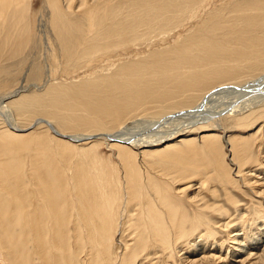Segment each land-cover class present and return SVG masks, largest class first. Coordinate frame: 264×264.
I'll list each match as a JSON object with an SVG mask.
<instances>
[{"label":"bare ground","instance_id":"6f19581e","mask_svg":"<svg viewBox=\"0 0 264 264\" xmlns=\"http://www.w3.org/2000/svg\"><path fill=\"white\" fill-rule=\"evenodd\" d=\"M205 1L43 0L42 23H48L63 65L120 58L119 51L130 47L147 51L133 57L126 54L125 60L109 65L112 69L85 79L53 80L47 70L41 84L34 85L37 92L23 94L25 82L35 80L39 72L31 61L34 69L18 88L0 95L2 112L8 106L17 119L28 122L18 126L0 112L10 120V126L0 130V264H157L176 252L180 255L179 250L181 264H224L226 255L210 254L224 244L212 237L217 225L212 228L209 215L202 214L205 203L197 200L194 215H188V202L179 194L192 200L187 192L191 179L186 178L208 173L211 166V178L222 185L229 205L236 206L237 201L228 188L237 187L238 177L245 185L242 177L252 171L258 188L251 191L264 200V145L260 157L252 156L250 139L232 135L222 139L215 120L196 128L201 147L190 136L195 128L175 132L181 135L175 143L169 140L176 135L145 139L147 135L130 131L133 126L127 125L143 114L153 120H141L137 127L142 129L176 114L186 119V126L193 125L202 117L207 121L216 105L237 111L247 92L249 97L252 91H263L252 99L264 97V84L250 82L229 98L209 95L216 86L264 74V0H239L212 10L169 45L168 35L176 33L187 13ZM31 2L0 0V73L8 71L9 60L15 69L25 60ZM234 116L253 124L264 119V103ZM34 126L45 130L36 132ZM261 129L263 125L255 133ZM261 139L263 144L264 134ZM105 145L115 151L117 165L103 159ZM225 160L235 165L233 172ZM143 175L144 185L139 179ZM167 180L174 184L186 180L187 185L174 187ZM220 211L222 221L230 217L226 210ZM237 215L232 217L234 224L232 219L220 223L233 240L232 253L245 254L231 264H262L264 252L255 255L252 250L261 245L264 251V217L250 222L245 231L249 237L244 234L239 240L235 220L241 223L243 218Z\"/></svg>","mask_w":264,"mask_h":264},{"label":"rangeland","instance_id":"374dc122","mask_svg":"<svg viewBox=\"0 0 264 264\" xmlns=\"http://www.w3.org/2000/svg\"><path fill=\"white\" fill-rule=\"evenodd\" d=\"M234 1H239V0H206L204 2L205 4H203L200 7L198 6L199 8L197 7L194 10L193 13L192 12H190V13L188 12L187 16H186L188 18L186 20L187 22L184 21L183 26H180L179 29L177 31H175L176 33H172V34L168 35V40L167 41L170 40V43L168 42L169 45L172 44V42H175L177 40L178 36L180 34H183L186 31V29L187 30L188 29L191 30L193 27H196L197 25H199L202 22V19L204 18L205 14H207L208 12H211L212 10H215V9H222L224 6H227L228 4H230V3L234 2ZM32 2H31L32 3V7L30 9V11L34 10V11H31L32 12V16L34 14L35 15L38 14V15H36V16L34 15L32 17V16H30L31 14H30V11H29V20H30L32 25L30 24V30H29L30 40H29V44H28V52H27V48H26L25 55L22 56V57H24L25 60L20 65H18L17 69H15L16 68V66H15L16 64L12 63V60H9L11 62L9 64V63H7L6 59L5 60L2 59L3 60L2 61L3 64L4 63L9 64L8 68L10 67L9 68L10 70L8 69V71L6 73H4V74L0 73V95L5 94V93L7 94V93H9L12 90H16L18 88L19 84L22 83L21 79H25L24 75L27 74L29 71L33 70L35 67H36L35 70L37 69L36 72H38V71L39 72H38V74H36L35 80L30 79V80H27L25 82L26 90L24 92H22L23 94L37 92L36 87L34 85H35V83L38 84V85L41 84L42 79L44 77L43 75L45 74L44 72L47 71V70H48V73H49V77L50 76L53 77V78L50 77V79H53V80L54 79H58L59 81H62V82H69L72 79L73 80H78V79H81V78L85 79V78L94 77V75L95 76L99 75V72H100V74L104 73V71L107 70V69H109V70L112 69L111 67H114V65H116V63L113 64L114 61L117 62V61L125 60L128 54L131 55V56L132 55L135 56L139 52L147 51V49L143 48V47H141V48L130 47L129 49H125L126 52H124V53L119 51V53L122 54V56L120 58L119 57H115V59H112V57H102L101 59H103V60L101 62H99V63H97L98 61L96 63H94V62H86L87 64L84 62L82 65L76 66V67L75 66L68 67L66 65H63V63H61L62 62L61 61V54H59L60 52H57L59 50L55 46L56 44H53L54 43L53 42L54 38H52L53 36H51V34L49 32L50 27H48L49 26L48 23H47L46 26H45V22H44V24L42 23L45 20V18H46L45 9L43 7H42L43 9L40 7V6H43V0L42 1L39 0L38 2H36L35 0H32ZM37 16H40V17L38 18ZM43 16H44V18H43ZM35 18H36V21H35ZM189 18H190V21H189ZM188 22H190V23H188ZM33 24H34V26H33ZM185 24L186 25L188 24V25L186 26ZM192 24L193 25L195 24V26H193ZM38 25H40V26H38ZM32 27L33 28L36 27L34 29L35 31L32 30L33 29ZM31 34H32V36H30ZM51 38H52L53 41L51 40ZM174 38H176V39H174ZM34 40L36 41V43H35ZM32 42H33V44H32ZM34 44L36 45V47H35ZM159 46H162V45H159ZM122 50H124V49H122ZM122 57H124V58H122ZM58 59H59V61H58ZM94 59H96V58H94ZM104 59H106V60H104ZM25 61H27V62H25ZM31 61L33 63V67L34 68H31V66H32ZM34 63L36 64V66H35ZM7 64H5V65L7 66ZM12 64H13V66L11 67ZM109 65H111V67H109ZM19 66L20 67L23 66V67L19 68ZM65 67H68V68H65ZM93 69H94V71H93ZM96 69H97V71H96ZM259 75L260 74H258L257 76L249 77V78L245 77V78H247L246 80H242V81H239V82H236V83H233V84L232 83H225L224 85H226V86H224V85L223 86L222 85L219 86L218 85L219 87L216 86L209 93V95L212 96V97H215L216 99L221 97V96H223V95H224L223 98H226V97L229 98V97H231L233 95V92H235L238 89L244 87L246 84L248 85V84L251 83V85H254V83L255 84L257 83L256 86L262 85V84H264V82H261V81H264V74H261L260 76ZM252 88H253V86H252ZM252 92H251V96L248 97L247 94L250 95V93L247 92V94H245L247 97L244 96L245 98L243 97L242 99H240V101L238 103V107L236 108L237 111L232 112V111H227V110L220 109V108L218 109L217 106H219V105H216L215 107H217V108L214 107V108L211 109V110H215V111H213L214 113L206 115L205 119H207V121H205V122L202 121V118H203L202 117L200 121H197L193 125H191L192 124L191 123L190 125H187L188 126L187 127L185 125L186 124V121H185L186 119H184V118L182 119L181 117H179L181 115L176 114V115H168L167 117L163 118V120H160L159 123L155 124V125H157L159 127H157V126L155 127V125H152V123H151L150 125H152V126H150L149 129L148 128L142 129L143 127H137L138 125H141V120H142V122H146V121H150V120L152 121L153 120L151 117L143 114V115L139 116L138 119L132 120V122H131L132 124L129 122L130 124L128 123L127 125L128 126H133V128H128V129H130V131H136L137 133H141V134L147 135L145 137V139H157V138L159 139V137L161 138L162 135H164V137L166 135H169V134H171V135L173 134V136H175L177 134V133L175 134V132H177V131L181 132V131H183V129L184 130L186 129L185 131H187L190 128L191 129L195 128V131H193L194 129L189 131V132H195V133H192L190 136L194 137L196 139V142H197L196 145L198 147H201L202 146V144H201L202 141H200V139L197 138V134H199L200 130H196V128L199 129V126L201 124H206V123H209L212 120H215L213 122V124L216 125V130H218L217 133L219 134V136L222 137V139L228 138L229 135L237 136V137H246L248 140L250 139L249 140L250 144H252L251 155L260 157L261 156L260 152H262V147L264 145V143L262 144L263 139H261V136L264 134V129L263 130L261 129L259 132H256V133H255V131L257 130V128H259L260 125L264 126V119H261V120H259V121H257V122L252 124L249 121H245V122L238 121V120H236L237 117L234 116L238 112L242 113L245 110L249 109L250 107H253V106L258 105V104L260 105V104L264 103V97L263 96L262 97H256V99H252L253 95H255L256 93L260 94V92L262 93L263 91H252ZM0 104H1V102H0ZM233 104H235V103H233ZM1 105H3V104H1ZM6 107H7L6 110H5L6 112L5 111L2 112L0 110V112L4 115V117H5V115L6 116L8 115L7 117H9L10 119L16 121V124L18 126H26L28 124L27 119H21V120L17 119L13 108L11 109L10 107L8 108V106H6ZM217 109L220 111V113H219V111ZM1 113H0V115H1ZM208 116H211L212 118L208 119L207 118ZM4 117L1 115V119L2 118L3 119L2 120L0 119V130L5 129L6 125H8V124H9L8 127L10 126V123L8 122L9 118H8V120H6L7 118L5 117L6 118L5 119ZM174 117H177V118H174ZM233 117H234V119H233ZM183 121H185V123ZM162 122L164 124H162ZM181 122L184 125H180ZM42 123H44V122H42ZM148 123L149 122L142 123V124L146 125ZM176 125H180V126H176ZM41 127L42 126H34L31 129L36 130V132H39L41 130H45L44 128H41ZM138 128H140V130ZM31 129H28V130H31ZM49 130L51 132V129H49ZM164 137H162V138H164ZM180 137H181V135L178 134L174 138L175 140L171 139L169 141L175 142ZM63 139H66V138H63ZM67 140H69V139H67ZM73 142H75V141H73ZM155 142H157V141H155ZM175 143H179V142L177 141ZM75 144H76V142H75ZM223 149L226 150L225 147ZM101 154H102L103 157H105V158H103V157L102 158L105 159V161L109 165H111V166L117 165V159L115 157V151L113 149H110L106 145L105 146H101ZM225 162L229 163L228 168H229L230 171L232 169H235V165L230 163L229 160H225ZM208 170H209L208 173H205V174L201 173L198 176H196V174H194L192 176L189 175L190 177L188 176L186 178V180L187 179H189V180L191 179L189 181V184L192 185V187H191V190L187 191V192H188V194L190 196H194L192 200L191 199L190 200H186L187 199V197H186L187 195L186 194H179V196H180V198H182V199H184L186 201L185 204L188 202L186 204V207H187L186 211L190 210V212L187 211L188 215L189 214L190 215H194L193 213L195 212V209H196V201L197 200H199L200 203H205L204 207L203 206L201 207L202 214H204L207 217L209 215L210 218L208 217V219L211 222L210 225L211 226L213 225L212 228H216L215 225H217L216 229L217 230L219 229L218 231L215 229L216 230V234H215V230L213 229L214 233L212 234V237L215 236L214 237L215 239H218L219 242H221V243L223 242L222 244H224L222 249L218 248L219 249L218 250L217 248H215L214 249L215 251L214 250H213L214 252L211 251L210 254L211 253H213L215 255L216 254L217 255L221 254L220 257H224L226 255L225 261L224 262L221 261V263H224V264L225 263H228V264L230 263L231 264V262H233L232 260H236L237 258H241V257L245 256V254L244 253H240L241 256H239V255L237 256L236 253H232L233 250H231L232 249L231 246L233 244H231V243H232L233 240H231L232 238H230V234L228 233V231L224 230L225 227L222 228L220 223H222L223 221H229V220L232 219V217L234 219V218H236L238 216L237 214H239L243 218V220H241V223H238L239 220H235V223H237L239 225V227H240L239 229H240L241 232L239 230L234 231V232L239 234L238 237L241 236L240 238H238L239 240L241 238L245 237L246 235H247L246 238H248L249 236H248L247 232H245V231L248 230V226L251 224L250 222H253L255 220H259V218H257V216L259 217V215L261 217H264V205L260 206V203H259V200L263 201V202H264V200H263L262 197L261 198L255 197L253 195V192L251 191V190L254 191L256 188H258L253 183V181L256 180L255 176L257 174L256 175L252 174V172H253L252 171L251 173L248 172V174L243 175L242 178H244V180H245V183H244L245 185H243V182L238 177L237 178V180H238L237 187L230 186V188H228V190L230 191L231 196L233 197V199H236V201H237L236 202V206L233 205L234 206L233 207L232 204L229 205V203H227V201L225 199V194L223 193L224 191L222 189L223 188L222 185L218 181H213V179L211 178L212 177V173H213L212 167L210 166L208 168ZM245 171L243 173H245ZM231 172H233V170ZM256 173H259V171H257ZM152 175L156 176V173L153 172ZM261 176H262V174H260L259 177H261ZM144 177L145 176L143 175L141 178H139V179H142V184L143 185H144V182L146 181V179H144ZM186 180H181L177 184H174L173 182L169 183V181H171V180H167V182L169 184H171L172 186H174V187H183V186L187 185V183H185ZM250 180H251V183L249 182L250 184L246 183L247 181H250ZM140 182H141V180H140ZM207 191H209V192H207ZM216 193H217V196H216ZM194 199H195V201H194ZM211 204H213V205H211ZM215 205H218V206L215 207ZM213 207H215L214 210H216L217 213H216V211L213 210ZM217 207H220V208H217ZM256 208L258 210H256ZM261 208H262V210H260ZM220 209L221 210H226L228 212L227 214L230 215V217L228 216L227 219L222 221L221 220L222 218H220V212H221ZM254 210H256V212H254ZM257 211H259L260 213H263V214H260ZM210 212H211V214H209ZM222 213H224V211H222ZM218 214H219V216H218ZM233 219L231 221L232 224H234ZM214 222H216V223L214 224ZM258 224H256V226ZM236 228L238 229V227H236ZM236 228H235V226H233V228H231V229H236ZM204 232H205V230L201 229L200 233L202 234ZM242 232H245V233H242ZM232 233L233 232H231V234ZM244 234H245V236H244ZM262 241H264V239H262ZM226 243H227V245H230V246L228 247L227 245H225ZM207 244L205 246H206V248H209L210 245L208 244L209 246H207ZM252 246L254 248L258 249V247L254 246L253 243H252ZM252 246H248V247H252ZM262 247L263 246L260 245V247H259L260 249H258V250H256V249L254 250L253 249L252 252L253 253L256 252L255 255H260V253H261V255H263L264 251H262ZM191 250H192V248H191ZM176 251H178V250H176ZM178 253H180V255L177 254V252H176L172 256V259H170L168 261L165 260L166 262L164 260H162L163 262L161 261V262H158L157 264H164V262H165V264H167V263L168 264H179V263L181 264V259L179 260L178 258L182 257L183 251L181 252L179 250ZM196 254H200V253H196ZM174 258H175V261L173 260ZM157 259H160V258H157ZM262 264H264V262H262Z\"/></svg>","mask_w":264,"mask_h":264}]
</instances>
